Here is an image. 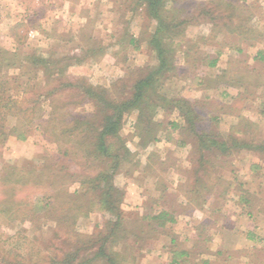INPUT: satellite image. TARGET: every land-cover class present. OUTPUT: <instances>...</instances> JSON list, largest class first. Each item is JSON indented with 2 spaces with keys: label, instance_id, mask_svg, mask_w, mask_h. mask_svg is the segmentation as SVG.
Wrapping results in <instances>:
<instances>
[{
  "label": "rangeland",
  "instance_id": "1",
  "mask_svg": "<svg viewBox=\"0 0 264 264\" xmlns=\"http://www.w3.org/2000/svg\"><path fill=\"white\" fill-rule=\"evenodd\" d=\"M229 1L163 0L155 16L146 0H0V55L2 49L13 53L0 74V107L9 109L1 122L8 134L0 139V193L23 201L28 212L34 193L53 198L54 184L61 190L54 212H38L33 219L0 220L4 238L21 231L27 239L28 251L16 247L12 253L15 261L25 257L16 263L34 264V245L48 248L55 231L87 241L88 252L95 253L98 239L117 219L116 212L98 207L94 199L109 189L129 218V234H144L137 260L132 256L133 237L111 245L125 255L119 259L123 264L155 263L151 253L162 247L161 234L167 233L143 218L166 207L179 218L194 215L181 201L220 207L219 212L194 216L207 214L224 224L202 225L201 239L222 230L237 214L252 217L241 222L244 228L264 227V150L241 147L226 155L216 148L206 150V157L215 164L214 169L211 164L200 169L203 199L197 201L199 195L192 191L198 187L196 176L191 174L199 154L194 150L196 139L191 136L184 145L177 141L186 123L182 109L190 104L206 116L193 122L201 132L232 137L240 121L248 125V131L236 133L238 139L248 138L255 144L264 140V0H233L236 9ZM244 24L255 33H245ZM158 29L173 35L165 44L174 51L176 67L170 65L166 81H159L154 92H144L142 106L129 103L125 107L118 133L107 138L113 155H103L96 150L95 133L112 108L102 98L108 96L113 103L129 101L133 83L158 66L150 44ZM214 59L216 63L208 66ZM44 91L51 92L52 99L40 96ZM54 101L57 113H51ZM70 110L90 117L89 127L73 121ZM47 119L51 123L44 131L40 126ZM150 120L163 125H154L151 131ZM22 126L27 130L21 132ZM28 168L32 172L19 178L17 170ZM72 206L78 212L70 233L60 222ZM39 221L42 228L36 227ZM183 224H176L172 235L183 239L191 230ZM205 240L197 249L205 247ZM13 246L1 239L0 256ZM160 256L159 264L171 259L166 252ZM62 258L56 263L61 264ZM93 264L105 263L99 259Z\"/></svg>",
  "mask_w": 264,
  "mask_h": 264
},
{
  "label": "trees",
  "instance_id": "2",
  "mask_svg": "<svg viewBox=\"0 0 264 264\" xmlns=\"http://www.w3.org/2000/svg\"><path fill=\"white\" fill-rule=\"evenodd\" d=\"M162 2L163 0H146L147 6L154 13V15L156 14L155 16H159V8L161 7ZM234 3L235 2H233V0H230L228 2V4L232 5L230 7L236 9L237 5ZM218 5H221V4H216L215 6H218ZM213 19L217 20V16L214 15ZM241 27L244 29V31H246L245 33L247 34L255 33V31L248 29V26L246 27L245 24ZM158 30L155 33V36L151 38L150 44H152L151 47L155 50L159 58V64L157 67L154 68V70H149L147 74H145L143 77H141L140 79L136 80L133 83L132 87L134 88V94L132 98L129 101L127 99L126 102L116 101V103H113L112 101L109 100V97L105 94L104 91L102 93V95L107 96L106 98H102L103 104L105 106H110L112 108L110 113L104 118L105 121L103 125L100 126L99 131L98 132L96 131L95 133V136H97L96 138L97 142L95 144L96 150H98V152L103 155H107V156L113 155L112 146L107 142V138L109 135L118 133L122 125L123 116L126 110L125 107L128 106L129 103H131L132 105H135V107L137 108H139V106H142L140 102L143 101L144 92H147V91L154 92L156 88L160 87V85L158 84L159 81L161 82L166 81L165 77L167 74H169V71H171L170 65L176 67L174 51L173 52L170 51V47L169 46L167 47V44H165L166 42L170 41L169 39H171L173 35L170 32H167L163 29H158ZM160 32H163L162 36L158 35ZM1 52L2 53L0 55V74L3 71V69L8 66L7 58L11 56L10 54L11 51H9V49H5V50L2 49ZM2 60L4 61V63H2ZM216 61L217 59L210 61L208 66H213L216 63ZM49 66L51 67V64H49ZM61 71H63V69H61ZM0 79L2 78L0 77ZM1 83H3V81ZM89 89L95 90L93 87ZM40 96L48 97L51 99L53 97L51 92H45V91L43 93H40ZM0 97H1L0 100H2L3 94H0ZM10 98L11 97L8 96L7 99L10 100ZM172 100L177 101V99H172ZM186 103L187 102H185V104ZM23 105H25V103H22V106ZM57 106L58 104L56 103V101H54L51 113H55V112L57 113ZM155 106H158V104L156 103ZM25 111L28 112L27 107ZM182 111L186 117V123L185 125L181 127L180 131L182 132H180V137L177 139V141L181 143L182 145H184L187 142V140L192 139V137L196 139V143H194V150L195 152H198L199 154H197V157L194 159L197 165L191 170V174L192 176H196L195 182L197 183L198 187L197 188L194 187L192 191L196 193V195H199L198 199H195L199 201V199L203 197V191H201L202 190L201 186L203 184L200 183L199 181L200 176L198 175L200 172V169L204 167L205 164H211V169H214V164H215V161L213 158L210 157L209 159L206 157V150H212L216 148L220 154H225V155L232 153L235 149H238L241 147H247L251 149L256 148L258 150H264V140L255 144L253 143V141H251L248 138L238 139V136L236 133L248 131L246 129L248 128V125L246 126L245 123L240 122V121L237 124V126L234 128L236 130L234 132L235 134H232V137L230 136L228 138H225L224 136L219 137L215 134H212L210 130L201 132L197 130L196 127H194L193 122H195V119L197 121V120H201L204 118V115L202 114V112L198 110V108L192 104H190L188 107H184ZM29 112L35 113V111H33L32 109H30ZM8 113H9L8 108L3 109V107H0V128H1L0 129V139H2L3 135L8 134L5 131V129H3V126L1 125L4 115ZM68 113L72 115L73 121L75 122L79 121L81 123L86 122L85 124H87V126L89 127V123L91 122L90 117L85 116L78 112H73L72 110L68 111ZM143 115H146L147 119H150V116L148 114L143 113ZM49 120L50 119L46 120L47 123L44 125V127L40 126L44 131L46 130V128L47 129L49 128L47 127L51 123L49 122ZM69 121H72V120H69ZM169 123L172 124V122H169ZM22 125H25V123H23ZM148 125L150 126L151 131H155V129L153 128L154 125L156 128L157 127L159 128L163 124L156 123V122L154 124L150 120ZM173 125L175 124L173 123ZM76 126L77 125L75 124L73 125L74 128ZM20 129H21V132L23 130H27L26 126H22L20 127ZM80 130L84 131L86 129L85 127H81ZM54 132L57 133L58 131H54ZM153 136L154 138H156L155 135ZM46 137L48 136L46 135ZM67 152L68 151H65L64 153L68 154ZM189 161H193V159L190 157ZM32 170H33L32 168H28V171H26L25 169L17 170V173L19 175L18 177L23 178V176H27L28 174H30ZM91 182H92L91 183L92 185L93 180H91ZM52 184L53 183H51V186ZM52 190L54 194L53 198L46 193H41V192L34 193L35 195L32 196L33 197L32 201L31 203H29L31 207L29 208L28 212L24 209V205L22 206L23 201H15L13 200L14 199L13 197L8 198V195H6L5 192H3L4 194L0 193V220H3L4 222H9V221L12 222V220L15 219L14 217L19 218V219H24L26 217H28L29 219H33L34 218L33 215H36L38 212H45L47 210H52L54 212L55 210H58L57 205L54 200L60 197L59 194L61 193L60 192L61 190L58 189L55 184L52 187ZM111 190L112 189H109V191L105 190L104 195L102 197L98 198V196H96L94 198L97 201L98 207L107 208L108 210L112 212L114 211L116 212V216H117L116 221H114L111 224L109 230L105 232V235L100 237V239H98L100 240V244L97 247L98 249H96L95 253L88 252V249L90 248V246L85 245L87 241H84L82 239H76L75 237H71L70 235H60L59 232L55 231L53 233L54 235L51 237L48 248H46V246H43L42 244L34 245L35 250H36V252L34 251L33 253L34 254L33 256L36 257V259L33 260L34 264H60L59 262L56 263V260L61 255H63V258H62L63 261H61V264H70L71 262H74V261H77L76 264H93L99 259H102V261L105 264H123L122 262H120L119 259L125 258V255L122 256L120 253L113 251L111 248V245L119 242L121 239L128 240V238L131 239L132 237H133V241H130L132 245V252H133L132 256H134V259L137 260V257H140V254L138 252L140 250V247H139L140 239H143L144 234L143 235L139 233H135L133 235L131 233L129 234V230L127 227V221H129V218L123 215V210L119 208L118 203L116 204L113 201L114 195H111L113 194ZM12 193L14 192L12 191ZM245 200L247 202L251 201L250 199H245ZM77 202H78V206H82V203H79V201ZM62 210L64 211L65 209H62ZM77 212L78 210L75 211L73 206L68 207L65 212L64 217H62L63 219H61L60 223L62 224V226H64L65 230L70 233L72 232V227L74 226V218L77 216ZM143 220H147L148 222H150L149 224L156 223L155 226L164 229L166 228V225L169 221H175V217L173 216L172 212L164 209L160 211L158 214L145 216ZM36 224L38 225L36 226L37 228L43 227L42 222L40 221L36 222ZM61 238L62 239L64 238V240H62ZM1 239L3 240V242L5 243L9 242L14 246L12 249H8L9 253L7 255L4 254L0 256V264H18L16 262H20L21 258H23L22 260L25 259L23 255L21 258L17 257L19 259H17L16 261L15 259H12V253L16 247H21L22 251L23 250L28 251V246L24 242L27 239L21 233V231L16 233V235L14 236H10V237L8 236L5 238L3 237L2 234H0V240ZM36 239H38V237ZM65 241L68 243H66ZM174 241L175 240L173 238V244H174L173 247L176 246ZM37 242H41V241H37ZM80 243H84V247H82ZM93 244L95 243L93 242ZM92 247L94 246H91V248ZM60 252H63V253L61 254ZM174 253H175L174 254L175 261L177 260L179 261V259L182 256H184V252H182L181 250L175 249ZM77 257L81 259H77ZM26 261L28 260L26 259Z\"/></svg>",
  "mask_w": 264,
  "mask_h": 264
},
{
  "label": "crops",
  "instance_id": "3",
  "mask_svg": "<svg viewBox=\"0 0 264 264\" xmlns=\"http://www.w3.org/2000/svg\"><path fill=\"white\" fill-rule=\"evenodd\" d=\"M181 202L180 205L184 209L195 211L193 213L194 215L189 214L180 218L174 216L175 221H169L167 223L166 228L162 231L164 232L166 230L165 233L167 234L162 233L161 237L163 238L160 240L161 242L164 241L163 248H157L152 251L153 253L150 252L155 260L154 264L163 262L161 260L162 256L160 255L165 252L171 258L170 260L167 259L168 261L165 260V264H264V227L260 229L259 225L254 224V221H251L254 224L253 229H247L244 228L245 226L240 225L244 219L249 221L252 217L237 214V216L232 217L231 223H226L222 230L218 229L215 233L213 231L207 237L203 236L201 239L202 235H200L199 229L202 225H209L210 227L212 224H216L219 226L220 222H216L213 217L207 214L201 218H195L194 216H199L200 213L204 215V212L208 210H216L219 212L221 211L220 207L209 206L205 201L195 205H191L188 202ZM137 209H141V207ZM165 210L169 211L170 209L166 207ZM172 213L174 214L176 211ZM182 221H184L183 225L185 227L191 226V230L189 233H185L186 235L183 239L182 235H172L174 233L171 232V229L173 230V227ZM243 224H246V222ZM223 225L221 224L220 226ZM173 238L176 244L175 247H173ZM199 239L201 241L206 239V244L203 249H197L199 247L197 244L201 242ZM183 241L185 244H183ZM175 249L184 252V256L179 261L174 260Z\"/></svg>",
  "mask_w": 264,
  "mask_h": 264
}]
</instances>
